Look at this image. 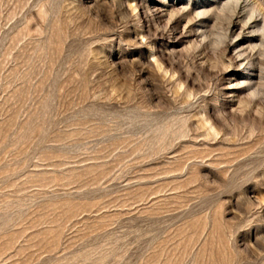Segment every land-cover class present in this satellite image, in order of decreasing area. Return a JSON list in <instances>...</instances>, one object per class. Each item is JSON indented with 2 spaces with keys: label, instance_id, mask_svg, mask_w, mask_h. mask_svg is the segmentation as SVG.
I'll use <instances>...</instances> for the list:
<instances>
[{
  "label": "rangeland",
  "instance_id": "374dc122",
  "mask_svg": "<svg viewBox=\"0 0 264 264\" xmlns=\"http://www.w3.org/2000/svg\"><path fill=\"white\" fill-rule=\"evenodd\" d=\"M0 264H264V0H0Z\"/></svg>",
  "mask_w": 264,
  "mask_h": 264
},
{
  "label": "bare ground",
  "instance_id": "6f19581e",
  "mask_svg": "<svg viewBox=\"0 0 264 264\" xmlns=\"http://www.w3.org/2000/svg\"><path fill=\"white\" fill-rule=\"evenodd\" d=\"M254 48H256V46H254ZM252 51V50H251Z\"/></svg>",
  "mask_w": 264,
  "mask_h": 264
}]
</instances>
